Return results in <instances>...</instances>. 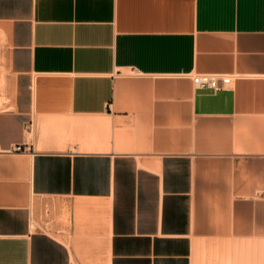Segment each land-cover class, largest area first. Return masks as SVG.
Returning <instances> with one entry per match:
<instances>
[{
  "label": "crops",
  "instance_id": "crops-1",
  "mask_svg": "<svg viewBox=\"0 0 264 264\" xmlns=\"http://www.w3.org/2000/svg\"><path fill=\"white\" fill-rule=\"evenodd\" d=\"M0 67V264H264V0H0Z\"/></svg>",
  "mask_w": 264,
  "mask_h": 264
},
{
  "label": "built area",
  "instance_id": "built-area-1",
  "mask_svg": "<svg viewBox=\"0 0 264 264\" xmlns=\"http://www.w3.org/2000/svg\"><path fill=\"white\" fill-rule=\"evenodd\" d=\"M190 78L195 87L206 88L215 91L228 85L233 77L230 75L203 72L193 74ZM23 149L24 147L19 144L14 145L12 147V150L14 151H19Z\"/></svg>",
  "mask_w": 264,
  "mask_h": 264
},
{
  "label": "rangeland",
  "instance_id": "rangeland-1",
  "mask_svg": "<svg viewBox=\"0 0 264 264\" xmlns=\"http://www.w3.org/2000/svg\"><path fill=\"white\" fill-rule=\"evenodd\" d=\"M3 83V70L2 67H0V86Z\"/></svg>",
  "mask_w": 264,
  "mask_h": 264
}]
</instances>
